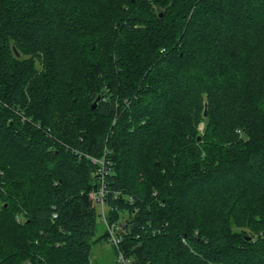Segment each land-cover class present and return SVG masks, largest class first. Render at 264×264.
Returning <instances> with one entry per match:
<instances>
[{"label": "trees", "instance_id": "16d2710c", "mask_svg": "<svg viewBox=\"0 0 264 264\" xmlns=\"http://www.w3.org/2000/svg\"><path fill=\"white\" fill-rule=\"evenodd\" d=\"M101 239L264 264V0H0V264Z\"/></svg>", "mask_w": 264, "mask_h": 264}, {"label": "rangeland", "instance_id": "374dc122", "mask_svg": "<svg viewBox=\"0 0 264 264\" xmlns=\"http://www.w3.org/2000/svg\"><path fill=\"white\" fill-rule=\"evenodd\" d=\"M194 88L190 92H192ZM201 126L199 127L200 130ZM19 162V161H18ZM20 163V162H19ZM104 231L102 224L98 225L96 232L101 235ZM91 263L92 264H111L114 260L113 250L110 241L104 239L98 240L91 247Z\"/></svg>", "mask_w": 264, "mask_h": 264}, {"label": "built area", "instance_id": "2783aa9c", "mask_svg": "<svg viewBox=\"0 0 264 264\" xmlns=\"http://www.w3.org/2000/svg\"><path fill=\"white\" fill-rule=\"evenodd\" d=\"M89 160L93 163V164H95V165H98L99 167H98V173L99 174H103V171H104V173H105V170H104V168H105V165H106V160H105V158H104V156H102V158H94V157H89ZM105 188H104V185L102 184V185H100V189L96 192V193H94V194H92V198L96 201V202H103V198H104V196H105ZM112 240H113V243L114 244H117V242H118V239H116V238H112ZM118 260H119V262L121 263V264H126V261H125V259H123L121 256H119L118 257Z\"/></svg>", "mask_w": 264, "mask_h": 264}, {"label": "water", "instance_id": "95a60500", "mask_svg": "<svg viewBox=\"0 0 264 264\" xmlns=\"http://www.w3.org/2000/svg\"><path fill=\"white\" fill-rule=\"evenodd\" d=\"M12 50H13V52H14V54H15V56H19V54H18V52L15 50V48L14 47H12ZM98 99V98H97ZM97 99L92 103V106H91V108L93 109L94 107H95V105H96V103H97ZM207 115V104L206 103H204V108H203V116H206Z\"/></svg>", "mask_w": 264, "mask_h": 264}]
</instances>
